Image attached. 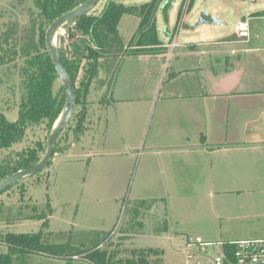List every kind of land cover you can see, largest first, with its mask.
Segmentation results:
<instances>
[{"label":"rangeland","instance_id":"1","mask_svg":"<svg viewBox=\"0 0 264 264\" xmlns=\"http://www.w3.org/2000/svg\"><path fill=\"white\" fill-rule=\"evenodd\" d=\"M8 1L0 0V7L5 8ZM106 1L100 0L89 13L100 14ZM114 1L123 6H141L152 0ZM186 1L162 0L155 14V28L161 42L159 51L151 48V52L146 53L148 55L126 56L110 84L107 98L110 104L105 105L104 110L99 100L106 89L94 80L88 95L74 109L77 115L83 111L80 132L74 131L79 120L76 115L59 139L49 166L43 172L13 183L8 192L0 196V239L12 233H42V241L51 246L88 250L100 242L99 248L105 245L108 253L124 254L134 248L159 249L163 251L161 264H213L211 259L215 250L212 247L206 254L187 261L183 252L186 239L184 236L177 238V232L188 237L196 236L203 227L209 226V233L223 231L219 234L222 240L241 241L251 236L244 229L257 220L238 219L245 212L234 210L233 203L239 201L234 196H201L203 189L200 188L193 195L191 182L186 184L185 180H171L174 190L167 194L168 182L157 160L160 157L147 151L150 139H154L157 146L153 147L156 148L166 144L164 134L178 126L177 95L186 96L187 90L192 89L185 79H173L175 54L170 59L172 51L185 45L222 42L228 36L233 40L236 38L233 36L234 25L242 22V18L248 26L250 24L252 32L263 33L264 39V19L251 17L262 14L264 0H194L190 10L184 7ZM166 4L168 19L164 20L162 9ZM204 14L207 22L195 26ZM7 18L3 21L6 22ZM139 23V17L129 14L119 21L118 31L125 46L136 33ZM173 39L176 46L171 47L170 52L165 45H172ZM54 42L58 48L57 39ZM166 52L170 57L164 60L165 56H162ZM99 78H104L102 72ZM17 84L18 79L14 77L0 87V109L8 122L18 119ZM60 87L58 79L54 92H61ZM26 132L25 140L16 144L13 150L19 151L35 142H47V132L42 126L29 127ZM126 143L133 148L123 147ZM120 151L127 153V157L119 155ZM9 153L0 151V161ZM168 155L161 157L163 163H168ZM177 183L181 188L175 187ZM258 194L245 195L241 202L254 201ZM146 196L157 199L152 202L149 198L148 205L140 208L138 213H142L141 209L152 210L156 213L155 220L164 225L128 227L130 213L133 208H139L135 200L142 198L146 202L149 200ZM261 197L264 201V195ZM133 203L136 207H132ZM254 205L256 209L258 205ZM150 218V213L143 214L144 221ZM144 231L147 234L148 231L157 232L159 237L139 240ZM171 235L173 240L169 242ZM7 253V246L0 242V254ZM153 260L155 257L151 258ZM25 264L93 263L82 255L67 259L33 252Z\"/></svg>","mask_w":264,"mask_h":264},{"label":"trees","instance_id":"2","mask_svg":"<svg viewBox=\"0 0 264 264\" xmlns=\"http://www.w3.org/2000/svg\"><path fill=\"white\" fill-rule=\"evenodd\" d=\"M193 1L187 0L184 7L190 10ZM84 2L85 0H9L5 8L0 7V87L8 79L16 77L19 94L17 121L8 122L0 109V151L10 152L0 161V181L19 170L35 166L46 153V141L44 144L35 142L19 151L13 150V147L25 140L26 129L29 127L42 126L47 132V140L63 112L65 91L62 85L61 92L55 93L53 90L59 76L52 63L45 36L48 26L56 18ZM161 2L162 0H152L141 6H123L114 0H107L97 16L88 12L66 23L74 24L82 39L72 41L67 48L60 45L57 48L75 91L73 114L61 137L76 117L74 109L88 95L94 80L100 83L101 88L105 86L106 92L99 100L100 107L104 110L108 103L110 84L126 56L150 53L151 48L158 49L161 46L155 28L156 9ZM167 9L168 4L162 9L164 20L168 19ZM126 14L139 17L140 23L125 46L119 35L118 24ZM261 16H264V11ZM6 17L7 21L4 22ZM101 72L103 79L99 78ZM81 73L84 74L83 77L80 76ZM77 116L79 120L74 131L79 133V123L84 118L83 111ZM42 238V233H12L3 236L0 242L7 246L8 253L0 254V264H25L33 252L67 259L82 255L93 264H161L160 256L163 251L159 249L134 248L129 253L125 251L124 255L121 252L108 253L105 245L99 248L100 242L93 244L88 250H77L65 245L51 246L44 243ZM154 257L155 260L151 261Z\"/></svg>","mask_w":264,"mask_h":264},{"label":"crops","instance_id":"3","mask_svg":"<svg viewBox=\"0 0 264 264\" xmlns=\"http://www.w3.org/2000/svg\"><path fill=\"white\" fill-rule=\"evenodd\" d=\"M251 17L264 19L258 14ZM248 28L249 36L244 40L235 33L233 36L237 39L228 36L222 42L185 45L172 51L171 57L167 52L162 56L166 60L175 54L173 79H185L192 89L187 90L186 96L177 95L178 126L167 130V138L164 134L166 144L159 149L153 147L155 141L150 139L147 150L160 157L157 160L168 182L167 194L174 190L171 180H185L186 184L191 182L193 195L200 188L203 189L201 196L230 195L239 200L238 204L233 203L234 210L245 213L238 219L257 220L244 229L251 235L246 240L264 239V201H261L264 195V39L263 33L252 32L250 24ZM172 42L165 45L168 50L176 46L174 39ZM123 147L133 148L127 143ZM118 154L127 157L124 151ZM163 154H169L168 163H163ZM175 187L181 188V185L177 183ZM251 193L259 194L254 201L242 203L241 198ZM153 197L146 196V200L151 198L153 202L157 199ZM151 199L135 200L139 208H133L130 213L128 227L164 225L155 220L156 213L152 210L141 209L143 214L150 213L149 221H144L143 214L138 213ZM253 203L258 205L256 209ZM144 232L140 233L139 240L159 237L157 232ZM222 233H209V226H205L196 236L206 242L237 241L219 239ZM183 236L188 237L177 232V238ZM172 238L171 235L169 242Z\"/></svg>","mask_w":264,"mask_h":264},{"label":"water","instance_id":"4","mask_svg":"<svg viewBox=\"0 0 264 264\" xmlns=\"http://www.w3.org/2000/svg\"><path fill=\"white\" fill-rule=\"evenodd\" d=\"M100 0H85L84 3L75 7L74 9L67 11L66 14L61 15L60 17L56 18L47 28L46 31V45L48 47V51L51 55V60L54 65L56 72L58 73L59 80L63 89L65 91V103L63 107V112L55 125L53 126L46 142V153L42 157V159L33 167L26 170H19L11 174L10 176L4 178L0 181V196L5 193V191L11 187V185L25 177H30V175H35L43 170L48 166L51 158L54 155V147L58 139L61 135L65 132L66 126L69 123V120L73 114V106H74V98H75V91L73 89V83L70 78L68 72H66L59 52L57 51V47L55 44V36L57 31L60 27L65 25L67 22L73 21L78 17L86 15ZM205 14L202 15L200 21L195 25H204L207 21H205ZM214 24V23H213ZM217 24V23H216Z\"/></svg>","mask_w":264,"mask_h":264},{"label":"built area","instance_id":"5","mask_svg":"<svg viewBox=\"0 0 264 264\" xmlns=\"http://www.w3.org/2000/svg\"><path fill=\"white\" fill-rule=\"evenodd\" d=\"M234 28L240 38H248L247 21L237 22ZM55 39L60 46L67 48L72 41L82 39V35L75 30L74 24H66L58 29ZM211 247L215 250L211 259L213 264H264V239L206 242L200 236H190L184 242L185 259L191 262L206 254Z\"/></svg>","mask_w":264,"mask_h":264}]
</instances>
